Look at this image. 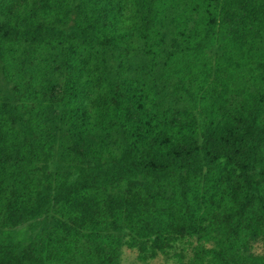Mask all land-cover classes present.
Listing matches in <instances>:
<instances>
[{
	"label": "trees",
	"instance_id": "obj_1",
	"mask_svg": "<svg viewBox=\"0 0 264 264\" xmlns=\"http://www.w3.org/2000/svg\"><path fill=\"white\" fill-rule=\"evenodd\" d=\"M123 247L264 264V0H0V264Z\"/></svg>",
	"mask_w": 264,
	"mask_h": 264
},
{
	"label": "rangeland",
	"instance_id": "obj_2",
	"mask_svg": "<svg viewBox=\"0 0 264 264\" xmlns=\"http://www.w3.org/2000/svg\"><path fill=\"white\" fill-rule=\"evenodd\" d=\"M60 88L57 87L56 90ZM13 233L15 238L19 240H28L30 236H32V231L27 228V225L19 227L17 230H8ZM173 252H171L168 256L159 255L155 259L148 260L146 262H140L137 259V252L134 250H130L126 247L121 249L119 264H178L175 258L172 257ZM67 264H80L76 262H70Z\"/></svg>",
	"mask_w": 264,
	"mask_h": 264
}]
</instances>
